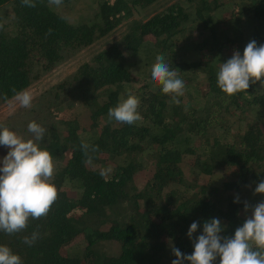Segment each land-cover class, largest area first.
Here are the masks:
<instances>
[{
    "label": "trees",
    "instance_id": "16d2710c",
    "mask_svg": "<svg viewBox=\"0 0 264 264\" xmlns=\"http://www.w3.org/2000/svg\"><path fill=\"white\" fill-rule=\"evenodd\" d=\"M157 1L62 0L92 10L71 22L49 0H34L35 7L0 0V105L64 55L129 21L118 41L53 85L29 121L47 130L38 143L52 154L58 198L22 232L0 231V245L22 264H171L170 245L192 253V222L200 225L193 239L213 218L230 237L251 216L244 202L264 200L254 194L264 180V89L257 82L248 93L228 96L216 83L225 52L243 54L252 40L264 44V0H231L229 9L222 0H176L137 18ZM132 54L145 56L139 75L130 71ZM157 54L184 81L178 103L151 80ZM125 85L140 101L141 119L132 125L107 116ZM28 124L25 140L32 138ZM82 141L97 150L86 156ZM7 151L0 145V159ZM34 231L39 238L29 246L23 238Z\"/></svg>",
    "mask_w": 264,
    "mask_h": 264
},
{
    "label": "clouds",
    "instance_id": "9594fccd",
    "mask_svg": "<svg viewBox=\"0 0 264 264\" xmlns=\"http://www.w3.org/2000/svg\"><path fill=\"white\" fill-rule=\"evenodd\" d=\"M28 7H35L34 0H22ZM59 6L62 0H49ZM51 29H49V33ZM151 80L161 86V92L171 94L173 102L178 103V96L184 94V81L170 68L163 54H157L150 70ZM259 82L264 89V44L257 46L255 40L247 43L243 54L234 51L231 58L216 73L218 88L228 96L239 92L248 93L250 86ZM14 101L21 108L32 106L33 95L26 89H12ZM248 98L251 95L248 94ZM139 99L132 95L125 85V95H121L115 107L108 109V120L132 125L141 119L137 112ZM46 129L36 123L29 122L28 132L31 139L25 140L7 127L0 126V145L8 149L0 159V231L12 235L22 232L28 226L29 219H38L48 214L51 206L58 198V191L51 182L54 176L52 154L40 147L45 139ZM82 150L87 156L89 150L95 152L97 146L82 141ZM88 162L91 157L88 156ZM112 169L102 168V177L111 173ZM254 194H264V180L254 189ZM235 202H239L237 197ZM251 210L241 226L232 236H222L225 230L220 219L204 221L202 232L193 239V234L200 226L197 221L191 223L187 236L193 242V251L185 255L178 248L170 245L175 259L171 264H213L219 257V264H264V200L255 205L244 202V212ZM39 238L38 232L25 236L23 242L32 246ZM0 264H22L19 255L5 245H0Z\"/></svg>",
    "mask_w": 264,
    "mask_h": 264
},
{
    "label": "rangeland",
    "instance_id": "374dc122",
    "mask_svg": "<svg viewBox=\"0 0 264 264\" xmlns=\"http://www.w3.org/2000/svg\"><path fill=\"white\" fill-rule=\"evenodd\" d=\"M176 0H160L152 5L148 6L145 10L138 15L137 18L151 16L152 14L162 10L172 2ZM223 7L229 9L232 7L231 0H222ZM52 5V4H51ZM55 9L60 10L66 15V18L74 22L81 17H87L92 10H84L82 2L75 3L72 7H67V5L60 4L59 6L53 5ZM129 21L123 22L119 27L114 30L111 34L98 38L91 46L72 51L68 55H64L56 65L51 68L48 72L42 74L36 82H34L27 90L32 93L33 101L30 108H21L12 98L8 102L0 105V126L7 127L9 130L14 131L19 136L23 135V129L29 123L30 120L37 119L38 111L46 104V100L49 98V89L53 87L57 82L64 79L70 73H72L81 63L87 61L90 56L96 52L102 50L109 44L118 41L127 31ZM142 56L139 58L137 55L131 56L130 60L134 61L130 68L133 75H139L142 73ZM223 60L226 62L231 58L228 52L223 54ZM97 102H94L93 107Z\"/></svg>",
    "mask_w": 264,
    "mask_h": 264
}]
</instances>
